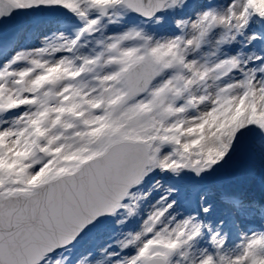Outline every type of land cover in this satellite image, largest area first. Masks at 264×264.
Segmentation results:
<instances>
[{"label":"snow or ice","instance_id":"obj_1","mask_svg":"<svg viewBox=\"0 0 264 264\" xmlns=\"http://www.w3.org/2000/svg\"><path fill=\"white\" fill-rule=\"evenodd\" d=\"M0 264H264V0H0Z\"/></svg>","mask_w":264,"mask_h":264}]
</instances>
